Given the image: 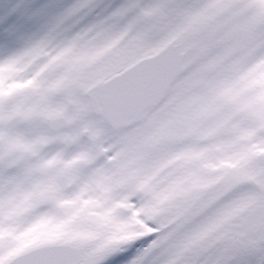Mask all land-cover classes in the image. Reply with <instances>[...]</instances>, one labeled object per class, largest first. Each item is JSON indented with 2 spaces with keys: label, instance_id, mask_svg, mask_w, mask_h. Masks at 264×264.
Returning <instances> with one entry per match:
<instances>
[{
  "label": "snow or ice",
  "instance_id": "snow-or-ice-1",
  "mask_svg": "<svg viewBox=\"0 0 264 264\" xmlns=\"http://www.w3.org/2000/svg\"><path fill=\"white\" fill-rule=\"evenodd\" d=\"M0 264H264V0H0Z\"/></svg>",
  "mask_w": 264,
  "mask_h": 264
}]
</instances>
